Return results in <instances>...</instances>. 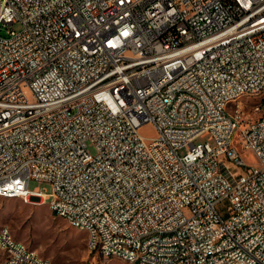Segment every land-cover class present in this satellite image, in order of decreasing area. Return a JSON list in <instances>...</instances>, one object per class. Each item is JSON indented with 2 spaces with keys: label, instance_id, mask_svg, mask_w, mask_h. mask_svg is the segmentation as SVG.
Here are the masks:
<instances>
[{
  "label": "built area",
  "instance_id": "built-area-1",
  "mask_svg": "<svg viewBox=\"0 0 264 264\" xmlns=\"http://www.w3.org/2000/svg\"><path fill=\"white\" fill-rule=\"evenodd\" d=\"M17 22L0 34L4 197L55 203L105 258L264 264V116L237 100L264 82V0H0ZM0 244L3 264H47L6 226Z\"/></svg>",
  "mask_w": 264,
  "mask_h": 264
},
{
  "label": "rangeland",
  "instance_id": "rangeland-1",
  "mask_svg": "<svg viewBox=\"0 0 264 264\" xmlns=\"http://www.w3.org/2000/svg\"><path fill=\"white\" fill-rule=\"evenodd\" d=\"M8 29L19 31L22 24H0L1 35L8 36ZM240 105L246 119L264 116V92L243 96ZM234 107L235 105L232 109ZM141 133L148 137L154 136L156 128L153 125H144ZM206 141L214 143L210 133L198 137L195 143ZM88 144L90 151L95 154L94 144L91 141ZM184 151L182 149L180 152ZM244 156L249 162H254L252 152H245ZM37 186L51 190V186L46 182L32 181L30 184L32 189ZM0 225L7 226L16 239L37 250L52 264H130L118 256L105 258L92 251L88 246L87 231L72 226L65 218L57 215L47 201L26 202L21 197L0 196Z\"/></svg>",
  "mask_w": 264,
  "mask_h": 264
},
{
  "label": "bare ground",
  "instance_id": "bare-ground-1",
  "mask_svg": "<svg viewBox=\"0 0 264 264\" xmlns=\"http://www.w3.org/2000/svg\"><path fill=\"white\" fill-rule=\"evenodd\" d=\"M262 92H264V82L262 83V87H256V94H260ZM245 95H246V92L237 93V100H240ZM0 196H3V189H1V188H0ZM6 197H15V190H6ZM19 197L23 198L26 202H31L28 199V196H19ZM47 202L51 206L53 212H55L57 215L63 217V215H61L59 210L56 209L55 203H51L50 201H47ZM4 226L5 225H0V229H4ZM82 229L86 230L88 235H89V228H82ZM6 231L9 232L10 240L15 241V244L20 246L21 252H25V254H34L36 252V250L30 248L24 242L16 239L14 237V235L12 234L11 230L7 226H6ZM88 246L92 250V243L90 241V237H88ZM0 252H3V244H0ZM110 256H118V257L128 261L130 264H137V257L136 256H129L127 254V251H122L120 249H111L110 250ZM37 258L38 259H46L47 264H52V262L49 259L41 256L38 252H37ZM3 263H5V256H4V253H0V264H3Z\"/></svg>",
  "mask_w": 264,
  "mask_h": 264
}]
</instances>
